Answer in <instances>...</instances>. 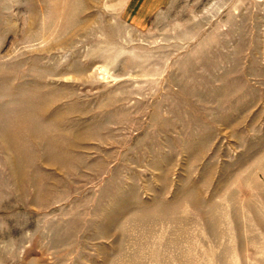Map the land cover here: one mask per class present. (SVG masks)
<instances>
[{
    "label": "rangeland",
    "instance_id": "1",
    "mask_svg": "<svg viewBox=\"0 0 264 264\" xmlns=\"http://www.w3.org/2000/svg\"><path fill=\"white\" fill-rule=\"evenodd\" d=\"M0 264H264V0H0Z\"/></svg>",
    "mask_w": 264,
    "mask_h": 264
}]
</instances>
